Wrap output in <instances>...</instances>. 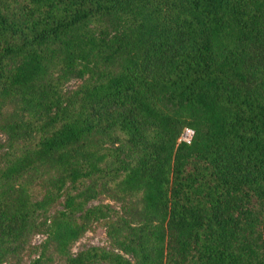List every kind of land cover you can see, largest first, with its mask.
I'll use <instances>...</instances> for the list:
<instances>
[{"label":"trees","instance_id":"obj_1","mask_svg":"<svg viewBox=\"0 0 264 264\" xmlns=\"http://www.w3.org/2000/svg\"><path fill=\"white\" fill-rule=\"evenodd\" d=\"M0 135V264H264V0H0Z\"/></svg>","mask_w":264,"mask_h":264},{"label":"rangeland","instance_id":"obj_2","mask_svg":"<svg viewBox=\"0 0 264 264\" xmlns=\"http://www.w3.org/2000/svg\"><path fill=\"white\" fill-rule=\"evenodd\" d=\"M76 83H77V81L72 80L67 84V87L68 88L73 87ZM0 137H1V135H0ZM99 201L111 202V203L116 205V203L114 201H111L105 195H100V196H98V198L96 200H94V202H99ZM42 237H43V235H34L32 242L37 243L41 240ZM90 244L108 246V239L105 235L103 227L96 226L94 230L86 232L85 235L82 238H80L73 245L72 250L76 251V250L83 248V247L90 245ZM28 260H29V256L27 254H24L21 262H19V263L8 262L6 264H27Z\"/></svg>","mask_w":264,"mask_h":264},{"label":"built area","instance_id":"obj_3","mask_svg":"<svg viewBox=\"0 0 264 264\" xmlns=\"http://www.w3.org/2000/svg\"><path fill=\"white\" fill-rule=\"evenodd\" d=\"M192 134H193V130L191 128H189V127H186L183 130L180 139H182L184 141H190V139L192 137Z\"/></svg>","mask_w":264,"mask_h":264}]
</instances>
